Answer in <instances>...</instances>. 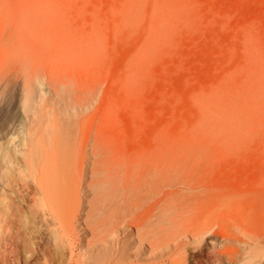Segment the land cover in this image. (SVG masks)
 Segmentation results:
<instances>
[{"label": "rangeland", "instance_id": "obj_1", "mask_svg": "<svg viewBox=\"0 0 264 264\" xmlns=\"http://www.w3.org/2000/svg\"><path fill=\"white\" fill-rule=\"evenodd\" d=\"M27 76L35 87L30 112L23 109ZM54 113L71 118L72 128L74 119L80 124V164L94 133L114 164L159 148L208 149L197 170L204 182L245 196L237 211V203L226 208V219L243 220L252 204L263 225L264 0H0V147L12 132L24 136L36 114ZM94 159L84 164L85 216L95 196ZM120 184L113 193L119 239L131 253L148 254L127 215L149 216L159 196L143 185L141 209L132 212ZM184 214L178 221H187ZM79 225V237L89 234ZM186 237L181 244L195 236ZM86 244L73 254L81 264L104 253L88 254Z\"/></svg>", "mask_w": 264, "mask_h": 264}, {"label": "bare ground", "instance_id": "obj_2", "mask_svg": "<svg viewBox=\"0 0 264 264\" xmlns=\"http://www.w3.org/2000/svg\"><path fill=\"white\" fill-rule=\"evenodd\" d=\"M25 79L23 109L30 112L34 111L35 87L33 79ZM59 116L28 117L24 136L19 130L12 132L8 143L1 144L0 264H81L73 254L84 248L86 240L91 242L86 244L88 254L100 247L104 252L94 261L86 260L87 264H264V223L256 225L255 206L249 204L243 220L228 221L226 208L237 203V211L245 196L209 187L197 173L210 156L208 149L159 148L141 159L114 164L110 151L94 133L84 146L80 164L79 132L75 131L80 124L74 119L77 127L73 129L71 118ZM91 155L95 159L90 188L95 196L89 197L90 209H83V216L84 164ZM122 164L128 165L125 182ZM120 183L130 193V199L121 196L132 212L141 209L136 194L143 193V185L146 192L159 196L149 216L141 211L127 215L137 228V244L149 243L148 254L131 253L127 242L119 239L117 206L121 204L113 193ZM183 213L189 216L187 221H178ZM81 221L89 234L79 237ZM187 233L194 240L181 244ZM137 244L131 245L135 249Z\"/></svg>", "mask_w": 264, "mask_h": 264}]
</instances>
